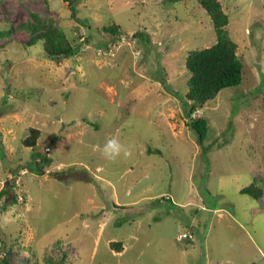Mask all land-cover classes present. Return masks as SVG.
I'll return each instance as SVG.
<instances>
[{
	"label": "rangeland",
	"instance_id": "obj_1",
	"mask_svg": "<svg viewBox=\"0 0 264 264\" xmlns=\"http://www.w3.org/2000/svg\"><path fill=\"white\" fill-rule=\"evenodd\" d=\"M219 1L243 74L193 114L209 121L201 146L185 57L216 35L195 0H0V28H12L0 37L8 264H264V195L240 193L264 188V0ZM31 13L51 17L78 54L55 63L41 42L26 46L18 26ZM113 23L120 36L104 30ZM29 127L40 157L21 142ZM112 137L130 155L109 159Z\"/></svg>",
	"mask_w": 264,
	"mask_h": 264
},
{
	"label": "trees",
	"instance_id": "obj_2",
	"mask_svg": "<svg viewBox=\"0 0 264 264\" xmlns=\"http://www.w3.org/2000/svg\"><path fill=\"white\" fill-rule=\"evenodd\" d=\"M73 6L72 0H65ZM187 0H165L167 3L184 2ZM209 17L216 35V41L209 47L190 50L185 57V68L189 72L187 81V91L185 98L190 102L189 109H186L187 125L196 133L197 143L203 145L205 137L210 128L209 121L202 114H193L209 101L213 100L220 90L228 87H236L242 82L243 65L242 58L237 55V43L231 39L227 31L229 17L224 11L219 0H195ZM75 11L73 10V13ZM18 28L25 31L29 40L26 46H33L41 42L45 57L58 63L64 61L80 50V44L75 43V38H70L65 31L60 28L51 17H41L36 13H31L26 22L21 23ZM111 36L118 35L119 27L115 23L110 24L104 29ZM12 32L10 26L0 28V37H8ZM86 121V120H85ZM91 124L89 121H86ZM28 134L21 140L25 147H29L32 156L40 157L35 152L37 140L40 137V130L35 127H29ZM47 159V158H46ZM41 158L40 161L46 160ZM10 189L13 184L6 182ZM7 193L6 186L0 191L1 197ZM240 193L247 194L258 200L264 195V188L254 183L240 189ZM16 198L17 195L13 194ZM3 204L0 208H4ZM112 249L120 252L122 242L112 241ZM2 257L0 264H8V249L3 244L1 248ZM51 262V261H50ZM32 264H39L34 261Z\"/></svg>",
	"mask_w": 264,
	"mask_h": 264
},
{
	"label": "clouds",
	"instance_id": "obj_3",
	"mask_svg": "<svg viewBox=\"0 0 264 264\" xmlns=\"http://www.w3.org/2000/svg\"><path fill=\"white\" fill-rule=\"evenodd\" d=\"M103 152L109 159H115L123 152L124 156L130 155V149L123 145L116 137L107 140L103 145Z\"/></svg>",
	"mask_w": 264,
	"mask_h": 264
},
{
	"label": "built area",
	"instance_id": "obj_4",
	"mask_svg": "<svg viewBox=\"0 0 264 264\" xmlns=\"http://www.w3.org/2000/svg\"><path fill=\"white\" fill-rule=\"evenodd\" d=\"M187 238H192V235L189 233H182V234L178 235V237L176 239L178 241H182L183 239H187Z\"/></svg>",
	"mask_w": 264,
	"mask_h": 264
}]
</instances>
